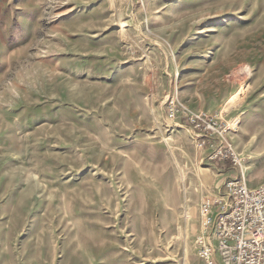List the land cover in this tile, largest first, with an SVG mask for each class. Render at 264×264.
Here are the masks:
<instances>
[{
    "label": "rangeland",
    "instance_id": "rangeland-1",
    "mask_svg": "<svg viewBox=\"0 0 264 264\" xmlns=\"http://www.w3.org/2000/svg\"><path fill=\"white\" fill-rule=\"evenodd\" d=\"M241 175L264 0H0V264H204L200 204Z\"/></svg>",
    "mask_w": 264,
    "mask_h": 264
},
{
    "label": "built area",
    "instance_id": "built-area-1",
    "mask_svg": "<svg viewBox=\"0 0 264 264\" xmlns=\"http://www.w3.org/2000/svg\"><path fill=\"white\" fill-rule=\"evenodd\" d=\"M191 122L200 127L206 118L197 115ZM217 154L235 157L230 146L220 147L213 156ZM225 187L224 196L200 204L203 229L196 236L198 256L204 264H264V182L251 187L241 175L229 179Z\"/></svg>",
    "mask_w": 264,
    "mask_h": 264
}]
</instances>
